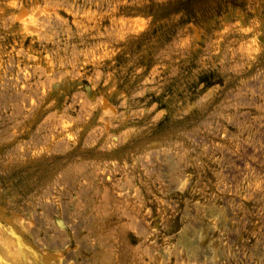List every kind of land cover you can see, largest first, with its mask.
<instances>
[{"label": "rangeland", "instance_id": "1", "mask_svg": "<svg viewBox=\"0 0 264 264\" xmlns=\"http://www.w3.org/2000/svg\"><path fill=\"white\" fill-rule=\"evenodd\" d=\"M0 264H264V0H0Z\"/></svg>", "mask_w": 264, "mask_h": 264}, {"label": "bare ground", "instance_id": "2", "mask_svg": "<svg viewBox=\"0 0 264 264\" xmlns=\"http://www.w3.org/2000/svg\"><path fill=\"white\" fill-rule=\"evenodd\" d=\"M37 20H41V18H39L38 16H36V17H33L32 20H30V21H33V22L35 21L36 22ZM31 24H33V23H31Z\"/></svg>", "mask_w": 264, "mask_h": 264}]
</instances>
